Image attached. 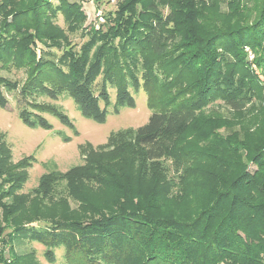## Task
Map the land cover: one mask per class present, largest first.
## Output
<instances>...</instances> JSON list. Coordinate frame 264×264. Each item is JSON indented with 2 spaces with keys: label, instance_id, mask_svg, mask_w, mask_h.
Here are the masks:
<instances>
[{
  "label": "rangeland",
  "instance_id": "obj_1",
  "mask_svg": "<svg viewBox=\"0 0 264 264\" xmlns=\"http://www.w3.org/2000/svg\"><path fill=\"white\" fill-rule=\"evenodd\" d=\"M263 5L264 0H0V78L7 85L0 88V264H67L64 248L52 255L47 239L29 235L30 222L39 230L63 225L79 230L116 215L147 224L194 223L218 199L224 208L214 227L232 206L243 210L251 204L253 212L244 220L240 216L239 226L249 244L264 245V61L251 48L207 45L217 32L255 24ZM36 8L40 14L33 13ZM157 23L173 37L158 58L145 34L146 24ZM132 36L140 40L139 52L128 45ZM210 51L216 71L226 63L224 79H210L212 88L221 84L239 95L247 92V110L206 102L182 132L162 140L166 157L158 162H145L135 147L123 149L115 140L108 146L112 134L147 123L154 112L150 93L157 94L155 111L176 100L172 81L186 60L193 63L187 84L206 88V77L194 71L202 58L210 62ZM40 65L66 76L68 84L65 79L46 84L39 95L26 94ZM150 65L158 79L145 72ZM112 66L118 79L107 75ZM90 67L96 79L88 88L104 122L86 118L75 102L77 86L70 78L90 82ZM126 71L137 80V90L130 88L134 105L116 112L119 73ZM104 89L111 94L109 105ZM25 117L42 125L35 128ZM50 163L54 166L47 167ZM52 169L62 175L54 178Z\"/></svg>",
  "mask_w": 264,
  "mask_h": 264
},
{
  "label": "trees",
  "instance_id": "obj_2",
  "mask_svg": "<svg viewBox=\"0 0 264 264\" xmlns=\"http://www.w3.org/2000/svg\"><path fill=\"white\" fill-rule=\"evenodd\" d=\"M33 1L38 4L41 0ZM47 9L49 8H44V10ZM36 11L33 13H39L37 8ZM145 27L147 31L145 34L148 37L152 53L157 58L162 57L166 53L167 45L173 40V37L169 35L167 28L161 23L156 25L146 24ZM263 39L264 5L260 8L259 17L255 24L244 26L238 31L217 32L211 36L207 45L209 49H214L225 48L228 44L231 46V51H234L236 47L251 48L264 61ZM128 41V45L134 51L139 52L142 49L138 38L134 39L132 36ZM211 53L214 54L215 58V53L210 51V62L206 65V59L202 58L201 64L194 71L196 75L206 77L208 84L206 88L203 89L201 84L197 82L187 84L186 81L191 76H188V73L193 63L188 64L189 62H186L189 60H186L184 62L185 66L178 67L176 80L172 81L174 82V87H177V92L174 94L176 100L165 110L155 111L154 99L157 94L150 93L149 107L154 112L147 123L137 129L112 134L108 146L115 140L123 149L135 147L137 151L141 152L145 162H158L166 157V149L162 144V140L169 135L182 132L197 118L198 112L206 102L210 104L218 100L223 103L224 108L230 111L240 112L247 110L251 106V96L247 92L239 95L236 90L234 92L229 91L221 84L212 88L210 79L212 80L215 77L218 81L217 83H220L224 79L223 65L226 63L222 65L220 70L216 71L214 69L215 62L211 63ZM233 58L235 57L233 56ZM236 64L240 65L239 63ZM91 69L90 67L86 72V79L90 81L88 83L81 81L79 84L76 82L78 78H70V81H74L73 83L76 84V91H78L77 97L75 98L76 94H73L72 97L75 98L78 110L86 118L104 122L106 118L103 119L101 115L97 114L101 111L103 112V109L100 108L99 101L93 100V94L88 88L95 83L96 79ZM154 69V65H150L149 68L145 69V72L148 75L152 74L153 77L158 79ZM56 73L57 71L45 65L38 66L26 84V94L33 95L36 91L43 93V90L48 88L46 84H64L65 79L68 84L66 76L63 77L59 73H57L59 78L54 82H49L48 78L51 76L56 77ZM171 73H175V68H173ZM128 74L130 79L127 78ZM107 75L112 80L118 79V71L113 66L107 71ZM5 82V79L0 78V88L7 87ZM136 84L137 80L132 71L119 73L120 89L117 87L116 112H119L122 108H130L134 105L130 88L137 90L135 88ZM162 85H165V83ZM31 86L35 88H30ZM31 90L33 91L29 92ZM106 90L104 89L103 94L107 96L108 102L106 104L109 105L111 94L108 91L106 92ZM37 94L39 95V93ZM79 99L93 101L94 105H82L79 103ZM3 105L4 98L0 92V106ZM87 109H89V112H87ZM36 111L37 113L42 112L40 110ZM104 112L107 114V110ZM37 113L36 117H40ZM25 122L35 128H39L42 125L40 120L35 117H25ZM49 165L54 166L53 163L46 166L49 167ZM49 173L54 178L62 175L61 172L55 169H52ZM253 197L252 202L257 200L255 195ZM218 200L205 210L194 223L178 220H160L156 222L149 221L147 224V222L140 223L124 215H116L101 222L91 221V223L81 227L79 230H75L74 227L69 225L59 226L55 229L39 230L30 222L32 225L30 224L28 233L33 238L38 239L41 237V239H38L40 241L43 238L47 239L44 245L52 255H55V250L64 248L67 264H223L225 262L230 264L235 262L237 264H264V261L258 255L260 253L264 254V245L249 244L250 237L239 226L240 216L244 220L247 214L253 212L251 204L249 207L244 204L242 206L243 210L240 207L232 206L228 211L229 213L214 227V219L216 218V221L219 220L224 208L223 200Z\"/></svg>",
  "mask_w": 264,
  "mask_h": 264
}]
</instances>
